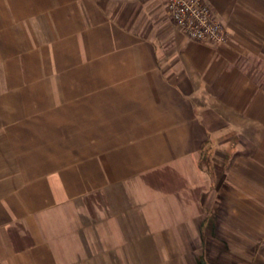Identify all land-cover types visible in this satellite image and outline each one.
<instances>
[{"label":"crops","instance_id":"obj_1","mask_svg":"<svg viewBox=\"0 0 264 264\" xmlns=\"http://www.w3.org/2000/svg\"><path fill=\"white\" fill-rule=\"evenodd\" d=\"M0 0V264H264V0Z\"/></svg>","mask_w":264,"mask_h":264},{"label":"built area","instance_id":"obj_2","mask_svg":"<svg viewBox=\"0 0 264 264\" xmlns=\"http://www.w3.org/2000/svg\"><path fill=\"white\" fill-rule=\"evenodd\" d=\"M166 9L190 39L218 45L228 42L229 32L206 0H167Z\"/></svg>","mask_w":264,"mask_h":264}]
</instances>
